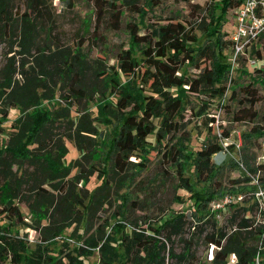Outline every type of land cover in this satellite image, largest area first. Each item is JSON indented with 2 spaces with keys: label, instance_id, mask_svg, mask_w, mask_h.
Returning <instances> with one entry per match:
<instances>
[{
  "label": "trees",
  "instance_id": "16d2710c",
  "mask_svg": "<svg viewBox=\"0 0 264 264\" xmlns=\"http://www.w3.org/2000/svg\"><path fill=\"white\" fill-rule=\"evenodd\" d=\"M90 1L94 2L100 20H103L108 4L114 5L110 0ZM22 2L25 9L15 14V0H0V43L8 41L9 52H14L0 68V135L4 132V123L9 121L10 109L16 108L21 112L11 125L10 139L0 137V169L6 166V181L0 188V201L3 204L0 211L10 219L17 218L21 221L24 218L23 211L15 203L18 198L17 185L21 180L12 171L14 164L22 166L24 162L40 160L37 166L46 173V184L50 188L36 186L35 182L33 189L37 188L36 200L29 204L34 221L38 223L34 228L40 231L41 242L32 247L29 239L22 236L19 230L0 225V248L4 257H10L11 264H88V258L97 252L99 264H207L196 259L192 247L195 236L199 235V239L206 231L205 227L210 225L213 230L204 236L205 241L219 244L224 242L223 250L213 264H228L231 254L238 258L237 264H252L261 240L264 242V237L260 234L261 227L255 226V219L246 214L249 211L254 213L253 206L237 208L222 226L210 217L204 219L203 211L197 217L190 213H170L161 219L160 224L147 223L151 233H146L147 229L137 222L135 225L130 223L132 226L129 227L125 211L122 210L115 216H123L124 220L113 226L109 234L103 231L97 239L94 236L85 238L84 232L76 236L74 233L65 234L66 229L74 223L88 226L90 217L95 213L98 198L103 204L106 200L100 193L110 185L111 172L122 175L132 171L130 178L136 177L138 172L147 167L154 150L177 167L178 187L192 192L193 202L190 206L206 208L218 191L212 187V182L216 183L220 167L215 165L212 156L220 152L223 145L209 125V135L204 137L202 144L186 151V143L191 142L192 136L190 131H185L182 121L192 93L206 96L201 98L202 105L196 111L197 115L205 114L212 105V100L225 94V77H230L232 66L222 48L230 47L231 41L228 38L220 42V35L222 32H230L223 31V27L211 30L206 27L211 37L210 41L202 44L192 21L188 23L177 17H158L146 23L143 13L140 22L128 24L133 43L141 48L137 53L136 50L126 48L120 55L118 65L95 69L98 78L105 80V84L110 87V95L105 104L101 106L97 100L94 107L96 114L115 109V120L111 118L110 121L120 119V124L113 138L111 153L105 160V167L96 169L100 172L101 184L88 193L87 185L91 176L89 171L96 170L91 168L85 172L78 158L67 164L62 162V158L68 154L65 143L58 144L56 155L48 151L38 157L39 154L36 153L43 148L41 139L52 131L51 125L60 119L71 117L72 100L89 96L87 90L80 85L86 55L81 52V47L66 48L57 45L53 49L52 46L47 48L41 44L38 40L39 32L51 33L56 28L51 0ZM158 2L159 0H154L152 4H159ZM240 2L241 0H223L219 8L216 3H190L193 14L206 11L211 15V25L216 20L221 21L227 8L237 7ZM64 3L74 6L72 0ZM135 9L143 11L142 7ZM114 12L115 26L119 27L123 12L120 8ZM262 41L264 35L260 42ZM14 43H18L17 48L13 47ZM254 55L260 56V50H256ZM27 57H35V63L30 62ZM202 59L206 60L203 67L200 66ZM193 67L199 68L197 75H190L189 71ZM69 78L71 83L68 85ZM123 82H126L125 85ZM59 83L67 87L68 93L61 97H65L69 104L54 109V106L47 103L58 97ZM132 85L138 88L134 93L129 88ZM248 93L250 97L244 102L245 107L235 115V120L256 119L259 116L254 106L260 96L255 88L249 89ZM129 107L131 108L128 109ZM77 118L78 123L73 122L75 126L67 137L74 141L85 157L87 147L84 137L90 136L87 133H93L94 127L88 126V122L86 124L85 116L78 115ZM210 120L215 119L212 117ZM263 129L256 125L252 134L264 135ZM185 132L187 135H184ZM222 133L225 137H230L231 134L227 129ZM101 134L105 135L106 131H101ZM246 135L248 134L243 136ZM166 140L168 143H164ZM42 144L46 146L43 149L50 146L45 140ZM229 148L232 149L233 145L230 144ZM133 155L140 160L131 161L129 158ZM231 161L230 159L228 162ZM188 165L193 167L196 182L200 184L199 189L194 187L190 175L185 174V167ZM249 167L255 169L253 166ZM74 168L77 173L71 175ZM79 182H82L81 187H78ZM53 191L59 192V198L55 201ZM127 194L129 193L122 195L125 199L123 203L129 201ZM177 199L183 201L182 198ZM52 206L53 210L50 212ZM44 220L48 223L40 225ZM186 224L192 228L193 236L184 240L185 250L177 253L173 246L168 247L167 242L172 235L184 233ZM231 229L233 230L230 231ZM166 230L167 238H163L162 232ZM57 237H79L86 245H77L66 251L64 248L69 243L66 240V245L58 248ZM261 254L264 263V249ZM167 258L172 259V262H167Z\"/></svg>",
  "mask_w": 264,
  "mask_h": 264
},
{
  "label": "rangeland",
  "instance_id": "374dc122",
  "mask_svg": "<svg viewBox=\"0 0 264 264\" xmlns=\"http://www.w3.org/2000/svg\"><path fill=\"white\" fill-rule=\"evenodd\" d=\"M66 0H51L52 9L55 12V25L56 28L51 33L39 32L40 36L38 40L41 44L46 45L48 48L52 46L53 49L60 47H81V52L86 55V60L84 61V71L83 79L81 81V86H83L88 97L82 99L72 100L73 105L72 113L70 118L60 119L51 125V132L47 133L43 140L50 144L49 147L40 151L38 157H42L41 154L51 151L56 155L57 147L59 143H65L68 147V154L62 158V162L69 163L72 160L80 159L81 165L85 172L89 169L95 168L94 170L102 169L105 167V160L108 159L111 149L113 147V138L116 134V129L120 124V119L116 121H110L112 118L115 120L113 113L114 110H108L106 113L96 114L94 109L95 104L98 103L103 106L110 95L109 84H105V80L98 78L99 75L96 74V68L104 67L109 68L110 66H116L119 64L120 55L124 49L136 50L141 48L133 43L131 38V31L128 24L131 22H140L143 19L142 14H145V22H151L158 17H177L182 21H187L195 27L197 37L200 43H207L209 40V33L206 31V27L209 29L221 28L223 31L232 32L234 25L231 22V17H233L232 11H229L221 18V21H214L210 25L211 15L207 14L206 11H202L201 14H193L191 3L199 2V0H159V4L153 3L154 0H110L114 5L108 4L106 8V13L103 20L98 19V12L93 1L90 0H72L74 6L65 5ZM201 3V2H200ZM216 7H221L223 0H217ZM203 5L205 3H202ZM136 7H142L143 11H136ZM120 8L122 13L121 22L119 27L115 26L114 10ZM25 5H23L22 0H15V14L19 13L20 10H24ZM229 8L226 10L228 11ZM221 10H218L220 14ZM203 18V21L201 19ZM208 24V26H207ZM144 31V30H143ZM229 38L228 33L222 32L220 35V42L227 40ZM18 44V43H17ZM16 43H14V48H17ZM223 44V43H222ZM9 42L3 40L0 43V68L6 63L7 57L12 55L14 52H9ZM258 48L261 52L260 56L253 55L251 59H256L255 63H251L249 59H241L237 68H235L230 73V77H225L227 90L223 97L215 98L212 101V105L203 115H197L196 111L200 109L202 102L201 98L206 97L205 94L192 93L189 103L187 104V109L185 111V116L183 119V125L185 131H190L192 139L191 142H187L188 148L191 151L195 147L202 144V140L206 135H209L208 127L212 126L213 132L216 134L220 131L223 132L227 129L231 132L229 137V145H233V150L238 149L237 145L240 144V148L237 154H242L243 160L248 166L256 167L261 166L263 170V180H264V159L260 158L264 152V135L260 133L252 134V129L258 125L264 128V41L258 44ZM226 52V59L229 61L231 57V48H222ZM38 55V54H37ZM28 58V57H27ZM28 60L35 63V57H29ZM229 63H231L229 61ZM206 64V60L202 59L200 61V66L203 67ZM210 65V62L207 61ZM200 72L199 68L193 67L189 73L190 75H197ZM71 83V78L68 79V85ZM126 82H123L125 85ZM58 93L55 99H50L47 104L54 106V109L62 106H68L69 102L66 101L65 97H61L63 94H67V87H63L62 83L58 84ZM251 85V86H250ZM130 91L133 93L137 91L134 85L130 86ZM255 88L257 94L260 96V100L255 104L254 109L258 112L259 116L256 119H244L235 120V115L240 113L246 105L244 103L250 97L248 93L249 89ZM102 96V97H101ZM132 107V106H131ZM129 107L128 109H130ZM21 115V112L16 109H10L9 121L4 123V132L0 137H4L6 140L10 139V129L11 125L15 123L16 119ZM78 115L85 116V122L88 126L94 127L93 133H87L84 140L86 142L87 154L85 157L82 156L81 150H78L74 141L68 139L67 135L72 131L75 124L78 123ZM119 117L120 114L118 113ZM214 118L211 121L210 118ZM71 119V121L69 120ZM74 122V123H73ZM264 130V129H263ZM101 131H106L105 135L101 134ZM212 132V133H213ZM181 134V133H179ZM244 134H248L245 137ZM187 135V132L184 133ZM213 135V134H211ZM164 143H168L166 140ZM131 161L138 162L140 159L136 156H131L129 158ZM212 159L217 167H220L219 173L215 178V182H212V187L220 188L223 186L230 185L235 182V179L239 177V170L236 168V162L234 160L230 162V158L220 152L215 153ZM40 160L27 161L22 163V166L14 164L12 166V171H14L17 177L21 180L19 185H17L16 193L18 198L15 199V203L19 205L23 211L24 218L19 221L17 218L10 219L5 213L0 211V225L11 226L13 229L19 230L22 236L29 239L32 243V247L41 242L40 231L34 228V225L38 223L34 221V217L30 212L29 204L36 198L37 188L33 189V184L36 182V186L46 184V173L41 170V167L37 166ZM234 163V165H232ZM223 165V166H222ZM21 167V168H19ZM112 167V166H111ZM177 167L171 165L165 158L161 156L156 150L152 151L150 154V161L147 167L140 172L136 177L130 178L132 171L128 173L119 175L115 172L110 174V185L101 191L105 197L104 204L100 202L98 198V204L95 207V213L90 217L87 227H83L77 223L68 227L65 234L69 235L74 233L76 236L78 233L84 232L85 238L89 236H94L96 239L99 238L103 231L107 234L112 232L113 226H115L119 221L124 220L123 216L116 217L115 215L124 210L129 227L135 222L143 225L146 229V233H151L152 231L148 228V224L161 223V219L165 218L170 213L180 214L185 205L191 207L193 202L192 192L185 188H179V178L177 174ZM3 169V170H2ZM0 169V188L4 185L6 181V166ZM138 169V168H137ZM79 170V169H78ZM77 173V169L72 170V174ZM99 171H89L90 181L87 185L89 188L88 193L93 191L92 188L101 184V179L99 177ZM185 174L190 175L191 181L194 187L200 188V184L196 182V177L194 175L193 167H185ZM79 182L78 187H81ZM123 183V184H121ZM54 192V201L59 198V192ZM127 194L129 201L123 203V194ZM1 197V191H0ZM178 198H182L183 201H179ZM87 201V199H86ZM100 202V204H99ZM3 207L0 201V209ZM187 207H185L187 209ZM53 210V206L50 207V212ZM49 212V213H50ZM107 222L109 225H107ZM48 221H41L40 225L47 224ZM135 225V224H134ZM206 231L200 235L195 236V244L192 250L195 253L196 259L200 262L203 261V254L207 245L204 236L207 232L212 231V227L207 225ZM192 228L186 224L185 232L172 235L171 240H168V247H174L177 253L185 250V239H191L193 236ZM167 230L162 232V237L167 238ZM58 248L65 246L64 241L67 240L69 243L68 247L64 249L66 251L72 250L77 245H86L83 243L81 238H68L57 237ZM54 247V246H53ZM166 252V256H168ZM4 253L1 252L0 248V264H11L10 257H4ZM64 257V254L61 255ZM48 260V258L46 259ZM167 262H172V259L167 258ZM88 264H99V257L97 252H95L87 260Z\"/></svg>",
  "mask_w": 264,
  "mask_h": 264
},
{
  "label": "built area",
  "instance_id": "2783aa9c",
  "mask_svg": "<svg viewBox=\"0 0 264 264\" xmlns=\"http://www.w3.org/2000/svg\"><path fill=\"white\" fill-rule=\"evenodd\" d=\"M217 0H199L202 3H215ZM232 11L233 17L231 22L234 25L233 31L229 33L231 41V71L238 67L241 59H249L251 63H255L257 58L251 59L254 52L258 50V44L264 35V0H241L237 7L229 8L227 12ZM217 136L223 145V153L231 160L236 162V168L239 170V177L230 185L217 188L215 196L207 203L206 208L199 206L184 207L181 213H190L197 217L203 211L204 219L210 217L215 220L218 225L222 226L232 216L237 208L254 207V213L247 212L248 216L255 219V226L261 227V237H264V180L261 165L251 169L243 160L242 154L238 155L240 148L238 144L236 148H229V137H225L222 132H218ZM264 159V152L261 155ZM196 209V210H195ZM194 217V219H195ZM251 228V227H250ZM233 229H236L234 227ZM231 229L230 231H232ZM224 243V242H223ZM210 241L207 243L203 262L213 264L219 252L223 250L224 244ZM264 249V242L258 248L252 264H264L261 250ZM228 264H237L238 258L235 254L229 256Z\"/></svg>",
  "mask_w": 264,
  "mask_h": 264
}]
</instances>
